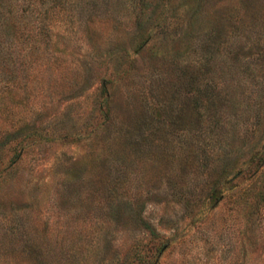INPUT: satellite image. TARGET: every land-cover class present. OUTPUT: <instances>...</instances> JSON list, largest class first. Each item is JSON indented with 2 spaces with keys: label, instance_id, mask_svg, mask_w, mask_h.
Listing matches in <instances>:
<instances>
[{
  "label": "rangeland",
  "instance_id": "obj_1",
  "mask_svg": "<svg viewBox=\"0 0 264 264\" xmlns=\"http://www.w3.org/2000/svg\"><path fill=\"white\" fill-rule=\"evenodd\" d=\"M62 1L0 28V264H264V0Z\"/></svg>",
  "mask_w": 264,
  "mask_h": 264
},
{
  "label": "trees",
  "instance_id": "obj_2",
  "mask_svg": "<svg viewBox=\"0 0 264 264\" xmlns=\"http://www.w3.org/2000/svg\"><path fill=\"white\" fill-rule=\"evenodd\" d=\"M37 1H41L42 3H43V5H44V3L45 2H47L48 1V3L50 2H52V4H54V5H59V4H64L65 2L64 1H62V0H46L45 2H44V0H37ZM11 2V0H0V28L1 27H3V26H5L6 24H7V18H8V13H9V15H12V14H14V11H8L7 10V6H8V3H10ZM9 5H11V3L9 4ZM7 11V12H6ZM47 11H45L44 13H46ZM24 13H26L25 11H24ZM44 13H43V15H44ZM7 15V16H6ZM45 17H46V15H44ZM14 25H12L11 27H13ZM0 43H2V41L0 42ZM210 90H204L203 91V96H209L208 95V92H209ZM244 171L243 170H238L236 173H235V175H234V177L233 178H239V177H241V176H243L244 174ZM152 236L154 235V232H153V234H151ZM34 251H35V253H36V257L35 258H37L36 260L38 261V264H49V262H50V259H51V250H48V249H46V248H43L41 245H35L34 246Z\"/></svg>",
  "mask_w": 264,
  "mask_h": 264
}]
</instances>
